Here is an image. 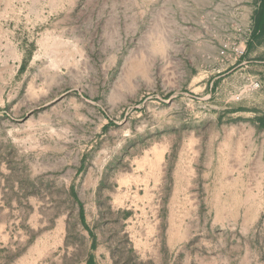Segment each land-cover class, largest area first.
Wrapping results in <instances>:
<instances>
[{
    "label": "rangeland",
    "instance_id": "obj_1",
    "mask_svg": "<svg viewBox=\"0 0 264 264\" xmlns=\"http://www.w3.org/2000/svg\"><path fill=\"white\" fill-rule=\"evenodd\" d=\"M4 4L0 264H264L256 1Z\"/></svg>",
    "mask_w": 264,
    "mask_h": 264
},
{
    "label": "crops",
    "instance_id": "obj_2",
    "mask_svg": "<svg viewBox=\"0 0 264 264\" xmlns=\"http://www.w3.org/2000/svg\"><path fill=\"white\" fill-rule=\"evenodd\" d=\"M5 3H9V5H12L14 7H19V5H22V6H27V13L29 14V16L32 14L33 12V9L34 7L41 1H3ZM48 2H51V1H45V3H48ZM9 5H6L4 4V6H0V9L2 10H6L8 8ZM45 6H47V4H44ZM27 16V15H26ZM0 230H1V227H0ZM183 236H185L183 238ZM188 236V238L190 237V232L188 230H185L184 232H181L180 230L178 231V237L179 239L177 240H167V241H163V242H160L158 243L159 245V250L161 249V246H165L167 248L170 249V251L174 252V251H179L181 248V244L188 240V238L186 237ZM154 245V244H152ZM152 245H149L147 247V251L150 253L152 252ZM92 262V259L89 258L88 260V263H91ZM87 263V264H88Z\"/></svg>",
    "mask_w": 264,
    "mask_h": 264
},
{
    "label": "trees",
    "instance_id": "obj_3",
    "mask_svg": "<svg viewBox=\"0 0 264 264\" xmlns=\"http://www.w3.org/2000/svg\"><path fill=\"white\" fill-rule=\"evenodd\" d=\"M256 5L253 13V27L247 40L246 52L250 53L255 43L264 40V0H255ZM81 219H84V210H80ZM94 245V244H93Z\"/></svg>",
    "mask_w": 264,
    "mask_h": 264
},
{
    "label": "built area",
    "instance_id": "obj_4",
    "mask_svg": "<svg viewBox=\"0 0 264 264\" xmlns=\"http://www.w3.org/2000/svg\"><path fill=\"white\" fill-rule=\"evenodd\" d=\"M259 87H260V83H259L258 81H252V82L249 84L248 89H249L250 91H256V90L259 89Z\"/></svg>",
    "mask_w": 264,
    "mask_h": 264
}]
</instances>
